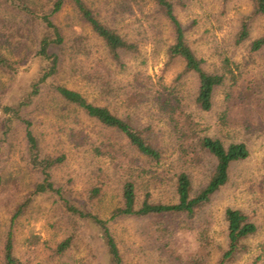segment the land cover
Wrapping results in <instances>:
<instances>
[{"label":"rangeland","instance_id":"obj_1","mask_svg":"<svg viewBox=\"0 0 264 264\" xmlns=\"http://www.w3.org/2000/svg\"><path fill=\"white\" fill-rule=\"evenodd\" d=\"M86 1L103 21L135 42L139 52L123 54V66L117 65L109 59L103 41L70 4L54 18L66 39L65 63L61 74L43 87L28 115L43 154L65 157L53 170L56 184L72 204L107 220L123 206V189L128 182L136 186L139 205L147 196L152 202L175 203V182L181 172L191 176L193 194L202 189L217 164L200 146L204 137L218 139L226 146L243 143L250 157L233 165L229 183L201 215L213 240L206 264H220L227 248L228 208L243 211L258 231L245 240L247 252L225 264H264V50H252L253 41L264 36V16H253L252 0H171L188 43L204 60L205 70L222 73L228 60L234 71V107L228 125H223L230 76L216 91L213 109L202 111L196 103L197 76L184 73L182 60L169 59L171 29L152 0ZM248 17H253L250 38L237 44L240 26ZM40 69L39 61L30 60L18 77L0 72L4 83L0 96L23 93ZM58 84L129 118L162 150V160L157 163L142 157L120 132L104 127L67 103L54 89ZM160 86L179 91L183 113H178L175 120L149 95V90L155 92ZM8 137L0 158V250L12 229L15 254L21 264H108L98 230L69 219V212L56 195L35 197L25 215L12 225L14 213L39 177L27 167L23 129L19 127ZM95 189H101L99 196H93ZM110 227L125 264H176L161 257L150 241L147 221L121 219L111 222ZM72 236L74 242L68 253L57 256L58 245Z\"/></svg>","mask_w":264,"mask_h":264},{"label":"trees","instance_id":"obj_2","mask_svg":"<svg viewBox=\"0 0 264 264\" xmlns=\"http://www.w3.org/2000/svg\"><path fill=\"white\" fill-rule=\"evenodd\" d=\"M253 16H264V0H252ZM159 14L171 29L173 43L167 48L171 61L182 60L185 74H195L198 79L196 103L202 111L209 112L214 107L216 91L232 82L226 94L227 108L222 114L223 125H228L234 104V71L228 60L224 72L209 73L204 68V60L193 51L186 37V30L179 20L175 5L171 0H152ZM70 4L80 18L103 41L109 59L123 66V54H136L139 46L124 37L115 27L102 20L86 0H0V72L11 77H18L30 60L41 63L38 76L23 93L0 96V114L3 133L0 135V158L8 136L19 127L23 129L25 139L26 164L31 173L39 177L32 191L28 194L12 218L15 221L25 215L33 199L41 195H56L69 212V219L82 221L95 227L108 254V264H125L117 239L112 233L110 223L121 219L147 221V236L158 247L161 257L176 264H206L212 253L213 240L208 223L201 222V215L210 205L214 196L230 181L234 164L244 162L250 157L248 147L243 143L226 146L222 141L204 137L200 141L203 150L216 159V167L208 183L193 194L194 186L187 172L177 175L175 203L152 202L147 196L141 205L138 203L136 186L128 182L123 189V206L111 213L110 219H102L97 214L81 209L72 204L64 190L53 177V170L61 165L65 157H53L43 154L41 141L34 132L29 111L42 95V90L53 82L62 72L65 63L64 47L66 39L62 29L56 24L55 17ZM253 17L246 18L236 37L237 44L246 42L251 35ZM30 43V47L27 44ZM252 50H264V36L252 43ZM4 83L0 80V92ZM55 91L67 103L82 109L89 117L97 120L104 127L120 132L130 146L142 157L159 163L163 158L162 150L139 129L129 118L114 114L108 107L95 105L80 92L63 85H54ZM160 109L172 120L178 113H183L182 102L177 88L160 86L148 91ZM154 95V96H153ZM182 151L186 148L181 145ZM101 189H95L93 196H99ZM227 224V248L220 264L232 261L238 255L247 252L245 240L255 235L258 227L241 210L228 208L225 212ZM74 238L68 237L56 248L57 256H65L73 246ZM3 264H21L15 254V235L11 229L1 247Z\"/></svg>","mask_w":264,"mask_h":264}]
</instances>
